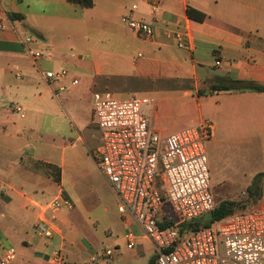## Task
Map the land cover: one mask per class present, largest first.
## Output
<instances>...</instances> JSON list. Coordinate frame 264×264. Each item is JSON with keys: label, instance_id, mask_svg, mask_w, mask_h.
I'll use <instances>...</instances> for the list:
<instances>
[{"label": "crops", "instance_id": "0c3cea01", "mask_svg": "<svg viewBox=\"0 0 264 264\" xmlns=\"http://www.w3.org/2000/svg\"><path fill=\"white\" fill-rule=\"evenodd\" d=\"M189 8L205 13V19H191ZM125 15L152 23L153 37H139L122 21ZM65 22L106 23L129 47L133 45L130 48L136 54L130 67L135 76L160 80L169 88H183V97L195 102L200 122H212L210 139L232 133L234 141L247 144L246 151L262 152V167L246 183V189L257 174L264 173V93L211 88L223 79L264 82V0H95L91 8L67 0H0V76L14 82L20 78L14 89L22 93L26 104L12 105V112L18 113L13 110L16 105L24 111L30 108V97L39 100L48 93L58 97L61 91L79 84H72L77 78L73 75L55 82L44 78V61L53 66L64 62L60 47L39 40L51 48V54L35 65L20 42L28 36L26 29L42 37L40 32L47 24ZM121 28L126 32L122 33ZM176 33L182 34L185 46L178 45ZM44 88L47 90L42 93ZM20 117L24 119L26 114ZM17 126L0 107V156L14 152L19 158L17 163L0 159V247H15L17 264H58L56 251H60L64 264L89 263V256L81 262L71 260L90 255L93 245L73 224L70 209L58 213L51 238L38 235L35 226L43 215V205L57 196L69 197L63 188L61 165L51 159H26L27 148L34 141L26 131L36 129L27 124ZM99 261L106 260L94 264Z\"/></svg>", "mask_w": 264, "mask_h": 264}, {"label": "rangeland", "instance_id": "374dc122", "mask_svg": "<svg viewBox=\"0 0 264 264\" xmlns=\"http://www.w3.org/2000/svg\"><path fill=\"white\" fill-rule=\"evenodd\" d=\"M108 27L103 22L47 24L40 32L42 37L26 29L25 35L58 46L63 53L64 62L60 66L48 65L44 61V69L58 70L65 66L71 76L77 77L79 84L57 92L58 97L50 93L39 100L30 97L31 107L25 108L26 118L22 119L20 113L11 111L14 104L26 106L22 93L14 89L20 78L14 82L0 76V107L5 117L17 122V128L27 124L36 129L26 131L29 138L34 139L27 148L28 162H34L36 157L51 159L63 169V188L73 203L70 209L72 222L81 228L82 238H87L93 245L90 255L82 254L81 257H71V260L81 262L108 247H118V253L110 258H100L106 261L97 264H145L153 257L152 245L146 239H139L135 248H127L125 233L133 230L140 234V228L119 212L117 200L92 156L93 149L101 143V133L92 111L94 93L109 91L119 99L147 97L154 100L155 109L154 104H146L143 111L146 116H152L153 130L163 136L197 124L200 119L195 102L183 97V88H169L162 86L160 80L135 76L130 67H133L132 59L136 54L131 51L133 45L129 47L125 39L116 36ZM121 32L126 31L121 28ZM46 90L42 89V93ZM234 137L227 133L207 141L211 183L216 202L241 200L245 202L244 209L239 211H251L264 204V188L257 201L248 198L245 188L262 167V152L246 151L247 144L234 141ZM0 159L19 161L14 152L5 153ZM164 208L166 213L170 209L168 206Z\"/></svg>", "mask_w": 264, "mask_h": 264}, {"label": "built area", "instance_id": "2783aa9c", "mask_svg": "<svg viewBox=\"0 0 264 264\" xmlns=\"http://www.w3.org/2000/svg\"><path fill=\"white\" fill-rule=\"evenodd\" d=\"M122 21L139 37L151 39L154 35L150 22L131 15L123 16ZM175 37L179 46H185L181 33ZM20 42L35 65L51 54V48L40 44L35 36H25ZM41 72L50 82L70 77L65 67ZM78 83L77 78L72 79L73 85ZM146 104H154L155 109L154 100L147 97L119 99L109 91L93 96L92 111L101 143L92 156L115 195L119 212L141 231H127V248H135L140 238L147 239L153 246L154 264H264V204L215 220L208 227L181 232L180 223L216 206L206 148L213 124L203 120L163 136L153 130L152 116L145 115ZM13 108L24 117L21 106ZM165 206L178 222L167 226L160 223ZM62 208L72 209V201L57 196L43 205V215L35 226L39 236H53ZM118 251V247H108L92 255L86 264L110 258ZM16 259L15 247H0V264H17ZM55 261L62 264L60 251L55 252Z\"/></svg>", "mask_w": 264, "mask_h": 264}, {"label": "trees", "instance_id": "16d2710c", "mask_svg": "<svg viewBox=\"0 0 264 264\" xmlns=\"http://www.w3.org/2000/svg\"><path fill=\"white\" fill-rule=\"evenodd\" d=\"M68 2L81 6L83 8H91L95 5V0H67ZM188 16L196 21H203L205 19V13L189 8ZM213 90L218 91H251L264 93V82H257L254 80H239V79H223L217 83L211 85ZM263 177L264 173L257 174L252 183L247 187L248 198L251 200H260L263 195ZM56 181H59V177L55 176ZM244 201L236 199H222L216 202L214 210L206 213L198 218L190 221L180 223L179 227L182 233H186L193 230H198L203 227H208L215 220H221L228 217L235 212L244 209ZM178 222V218L169 209V211L162 215L160 223L163 226L171 225ZM154 257H152L147 264H154Z\"/></svg>", "mask_w": 264, "mask_h": 264}]
</instances>
